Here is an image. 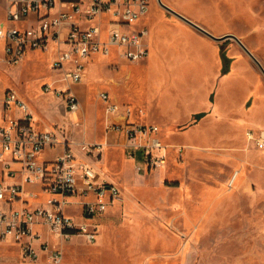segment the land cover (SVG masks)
Masks as SVG:
<instances>
[{
	"label": "rangeland",
	"instance_id": "obj_1",
	"mask_svg": "<svg viewBox=\"0 0 264 264\" xmlns=\"http://www.w3.org/2000/svg\"><path fill=\"white\" fill-rule=\"evenodd\" d=\"M162 1L182 16L150 0L147 15L136 27L151 30L153 20L161 22L162 15L166 24L195 27L190 20L217 37L233 34L238 38L214 40L222 62L219 73L215 62H207L192 65L185 73L177 69L176 74L161 76L164 81L159 88L167 93V103L171 104L176 92L178 102L187 100V88L195 91L189 103L196 96L203 98L206 90L216 87L217 73L219 77L230 74L227 85L238 88L242 107L223 120L207 118L206 112L194 115L182 127L196 137L180 132L165 138L170 148L181 144L185 149L181 158L169 149L166 168H137L140 156L130 157L125 135L106 129L113 117L106 115V104L98 95L106 90L110 73L121 69L119 63L107 64L106 76L94 80L90 92L84 88L87 79L74 85L79 88L74 92L80 108L72 113L66 110L64 99L42 87L46 81L62 85L54 82L60 71L50 67L53 48L32 52L17 66L0 61L1 85L13 87L24 97L37 125L102 143L101 170L122 189L121 201L100 220L97 240L74 236L63 241V264H264V149L246 135L249 129L264 131V0ZM8 4L9 0H0V22L6 20ZM2 51L0 40V56ZM145 60L125 61L132 64L134 74H140L147 66ZM154 70L148 75L158 79ZM171 89L177 90L173 97ZM214 97L201 100L202 106L211 104ZM167 115L172 118L174 114ZM65 211L77 214L79 208L72 204ZM6 257L12 264L48 263L21 260L15 252Z\"/></svg>",
	"mask_w": 264,
	"mask_h": 264
},
{
	"label": "built area",
	"instance_id": "obj_2",
	"mask_svg": "<svg viewBox=\"0 0 264 264\" xmlns=\"http://www.w3.org/2000/svg\"><path fill=\"white\" fill-rule=\"evenodd\" d=\"M149 1L9 0L6 20L0 22V61L17 66L27 51H44L54 42L57 56L51 67L60 71L63 85L42 87L75 113L80 100L73 86L84 80L93 54L108 55L115 48L120 58L134 62L149 55L148 28L135 25L147 15ZM98 96L106 104V115L113 117L106 129L125 135L130 157L140 156L137 168H162L169 149L183 157L184 146L170 148L157 124L134 121L135 109L115 102L107 91ZM246 135L264 149V131L249 129ZM51 148L61 150L43 158ZM102 153L100 142L77 141L65 130L40 128L19 93L0 86V249L14 243L24 260L37 261L44 254L49 264H63V241L74 236L97 240L101 218L122 198L121 187L94 162ZM72 204L79 208L78 216L65 211ZM39 228L51 234L54 244Z\"/></svg>",
	"mask_w": 264,
	"mask_h": 264
},
{
	"label": "crops",
	"instance_id": "obj_3",
	"mask_svg": "<svg viewBox=\"0 0 264 264\" xmlns=\"http://www.w3.org/2000/svg\"><path fill=\"white\" fill-rule=\"evenodd\" d=\"M164 17L161 15L162 18L161 22L159 20H156L157 18H155L153 20V24H152L153 26L151 27V30L148 29L146 43L149 48V55L147 56V58H145L146 60L143 59L145 60L143 63H146L147 65L145 67V70H143V72H141L140 74H134V72L130 69L132 64L130 65L129 63H126L124 59L120 58L118 51L115 48H113L110 54L108 55L96 53L93 54L88 59L86 76L84 78L87 79V85H85L84 88L87 87L86 89L88 90L85 91V89H83L86 93L90 92L91 89L90 86L92 85V82L96 79H104V76H106L107 74L105 73V70L107 69L106 65L107 64L109 65L111 62L119 63L122 66L121 69L116 70L115 73L112 72L110 73L109 82L105 84V87L107 88L104 91L109 92L111 98L115 102L124 105H130L133 109H135V112L132 115L134 121L147 123V124H157L160 127V135L163 141L165 140V138H169V135L177 134V133L179 134L180 132L182 133L186 132L185 130H183L182 126L185 122H188L194 115H197L199 113L203 114L206 112L205 115H207V118H211L215 120L218 119L223 120L225 119L224 117L231 116L230 114L233 113L234 110L236 109L239 110L241 107V103L239 102V99L241 97L238 98V95L241 96V94L239 93L238 88L230 87L229 84L227 85V83L230 82L229 81L230 74H228V76L225 77L224 76L219 77L218 75H216L217 73H219V68L222 65L221 57L219 55L218 42H215L214 41L215 39L207 36L199 29L190 26L188 24H184V23L166 24ZM95 21L97 20H94V22ZM82 23L84 25L87 24L86 22H82ZM101 24L102 27L105 28L106 20ZM49 48H53L55 52V55L52 59L53 61L57 56V48L55 43L51 42L48 46V49L44 51L47 52ZM44 51L29 50L25 54V57L22 62L24 63L26 57L32 52H44ZM98 61H102L103 64L99 66ZM207 62H211V63L215 62L216 64L217 73L215 74L216 76L215 80L219 78V81L218 82L216 81V87L209 89V91L206 90L204 92V97L201 99H199L198 96H196V99L193 100L194 101L193 103L191 102L189 103V96L195 94L194 90H191L189 88L185 89V93H187L186 96H188L187 100L182 99L181 102H178L177 92H176L177 90L174 91L176 92V94L173 97L174 92L171 89L172 90L171 97H173V99L171 101V104L169 105L168 104L169 102L166 99L167 93L161 90V88H159L161 83L164 81V80L160 81V78H163L161 76L165 77L167 73L171 74L172 71L174 74H176V72L180 69H182L183 73H185L184 71H186V69L193 68L192 65L193 66L198 64L204 65ZM51 63H50V67H51ZM168 66H171V68H169ZM151 68H153V70L156 69L153 71L152 74L158 76V79H155L154 77L148 75V72ZM223 81L226 83L224 88L220 86L223 85L224 83ZM54 82L55 83L60 82L63 85V83L60 80V75L56 78ZM44 83H49V81H46ZM219 83L220 85L218 87L217 85ZM62 85H57V86H62ZM0 86L2 88L11 87V86H2L1 83ZM73 90L77 91L79 90V88L77 86H73ZM111 90H113L114 93H111L110 92ZM119 91H122V94ZM235 91L237 92V96L234 95ZM212 94L216 95V97H214L215 101H213L211 104L202 106V103L204 102H201V100L204 101L206 98H209V96H211ZM21 97L24 99L23 96ZM138 99H140L141 102L137 101ZM171 111L174 114L172 118L167 115ZM174 111H176L177 114H175ZM232 119L239 120L240 118L235 117ZM37 126H39L40 128H46L43 125L42 126L37 125ZM65 131L68 132L67 130ZM186 133L192 137H196L197 135V134L194 135L193 133H189V132ZM71 137L77 141H89L85 139L79 140L74 136ZM201 138L210 139V137L207 138L205 136L204 137L201 136ZM60 150H61L60 148L47 149L42 154V157L43 158L53 157L55 156L56 153L60 152ZM100 160L101 158L98 161H94L96 166H100L99 163ZM167 164L168 161L162 168H166ZM28 187L30 189H38V186H28ZM42 196H46V194L42 193ZM69 214L78 216L79 212L77 214L76 213L74 214L69 213ZM39 229H41L44 233V236L48 238L52 244H54V238L51 236V234L48 231H46L45 228H39ZM11 252L18 253L19 258L21 260H24L21 257L17 244L4 243L0 249L1 259L4 264H12L11 263L12 260L6 257V255ZM39 261L47 263L44 254H41V257L35 262H39Z\"/></svg>",
	"mask_w": 264,
	"mask_h": 264
},
{
	"label": "water",
	"instance_id": "obj_4",
	"mask_svg": "<svg viewBox=\"0 0 264 264\" xmlns=\"http://www.w3.org/2000/svg\"><path fill=\"white\" fill-rule=\"evenodd\" d=\"M159 3H161L165 8H167L168 10L180 15L179 13H177L174 9H172L170 6L166 5L162 0H158ZM182 16V15H180ZM189 22H191L197 29H199L200 31L204 32L205 34H207L208 36H210L211 38L215 39V40H219V39H223V38H228V37H234L236 39H238L235 35L233 34H229V35H226V36H221V37H217L215 35H213L211 32L207 31L206 29H204L203 27H201L200 25L188 20ZM241 42V41H240ZM241 44L243 45V47L248 51L250 52L246 46L241 42ZM258 62V61H257Z\"/></svg>",
	"mask_w": 264,
	"mask_h": 264
},
{
	"label": "trees",
	"instance_id": "obj_5",
	"mask_svg": "<svg viewBox=\"0 0 264 264\" xmlns=\"http://www.w3.org/2000/svg\"><path fill=\"white\" fill-rule=\"evenodd\" d=\"M222 57H223V61L225 62V64H226V67L228 66V59H227V57L225 56V53H224V51H223V53H222ZM225 71V70H224Z\"/></svg>",
	"mask_w": 264,
	"mask_h": 264
}]
</instances>
